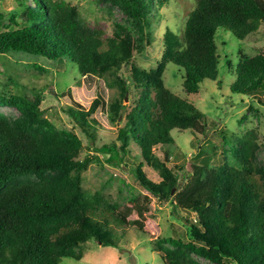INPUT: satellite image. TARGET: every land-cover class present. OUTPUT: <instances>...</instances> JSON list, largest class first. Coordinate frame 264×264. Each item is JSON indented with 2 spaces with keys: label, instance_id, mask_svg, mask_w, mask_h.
I'll return each mask as SVG.
<instances>
[{
  "label": "trees",
  "instance_id": "trees-1",
  "mask_svg": "<svg viewBox=\"0 0 264 264\" xmlns=\"http://www.w3.org/2000/svg\"><path fill=\"white\" fill-rule=\"evenodd\" d=\"M15 1L22 7L18 16L4 22L0 15V54L70 60L82 76L119 79V98L110 104V115L114 121L125 115V123L114 141L97 149L116 160L136 143L143 159L162 176L161 182H152L140 163L135 169L140 184L156 199L171 201L176 210L195 214L197 222H189L191 240L168 241L214 264H264V182L253 161L256 140L252 135L245 138L239 168L223 170L208 159H197L183 170L171 169L166 165L167 152L163 161L152 154L154 148L174 143L173 131H190L198 138L206 134L207 124L202 112L170 91L160 76L135 65V55L152 44L150 0H103L135 23L142 43L138 48L118 33L107 37L75 7L54 0ZM263 23L264 0H196L182 37L166 32L163 61L180 68L185 91L196 93L204 81L218 78V29L245 40ZM129 73L133 82L127 78ZM235 75L232 92L264 95V55L241 54ZM131 91L134 104L127 106L124 101ZM100 106L99 99L88 111L66 106L94 146L98 135L88 120ZM0 107L21 113L16 120L0 114V264H62L89 240L119 248L116 230L120 227L157 236L150 197L137 198L117 210L99 196L86 194L81 173L94 158L81 160L78 147L47 140L32 124L33 113L25 98L0 95ZM175 188L178 191L172 194ZM161 259L164 264H192L183 257Z\"/></svg>",
  "mask_w": 264,
  "mask_h": 264
},
{
  "label": "rangeland",
  "instance_id": "rangeland-1",
  "mask_svg": "<svg viewBox=\"0 0 264 264\" xmlns=\"http://www.w3.org/2000/svg\"><path fill=\"white\" fill-rule=\"evenodd\" d=\"M54 1L77 8L85 21L104 30L107 37L118 33L124 36L132 48L142 44L135 23L109 2ZM195 1L150 0L153 7L150 12L152 44L144 52L136 54L134 61L137 68L160 76L170 91L185 98L202 112L207 124L206 134L196 138L190 131H173L171 135L174 143L156 147L152 154L163 161L164 152H167L170 159L166 165L171 169L183 170L197 159L200 162L208 159L212 166L223 170L239 168L245 138L252 135L256 140L253 161L264 182V95L250 97L231 90L241 54L248 57L264 55V23L257 33L245 40L237 39L224 28L218 29V78L216 81L206 80L198 92L188 93L184 88L183 71L163 61L162 54L166 32L170 30L182 37ZM161 2L165 3L161 5ZM21 9L15 0H0V15L5 17L4 22H8L11 15L18 16ZM116 78L113 75L104 78L82 76L77 65L70 60L53 62L21 52L0 54V95L25 98L33 113L32 124L47 140H61L78 147L81 160L94 158L81 173V187L86 194L99 196L104 204L117 210L137 198L148 196L151 199L153 219L159 229L157 236L144 235L130 226L124 229L120 227L116 230L119 248L103 247L89 240L74 249L73 257H66L62 264H164L161 257H183L192 264H214L168 241L172 239L188 243L191 240L189 222L196 223V216L176 210L171 201L156 199L140 184L135 176V169L140 163L145 176L152 182H161L162 176L143 159L136 143H132L130 153L116 160L97 149L103 143L114 141L125 123V115L115 121L110 115V104L119 98L120 92L119 79ZM127 78L133 82L132 73ZM96 99L101 101V106L88 120L98 135L97 145L94 146L80 131L75 119L68 115L66 106L88 111ZM124 104H134L133 91L126 96ZM0 114L10 120L21 117V113L13 107H0ZM173 191L172 194H175L178 190L175 188ZM226 264L235 263L230 261Z\"/></svg>",
  "mask_w": 264,
  "mask_h": 264
},
{
  "label": "water",
  "instance_id": "water-1",
  "mask_svg": "<svg viewBox=\"0 0 264 264\" xmlns=\"http://www.w3.org/2000/svg\"><path fill=\"white\" fill-rule=\"evenodd\" d=\"M173 193H174V191H173Z\"/></svg>",
  "mask_w": 264,
  "mask_h": 264
}]
</instances>
